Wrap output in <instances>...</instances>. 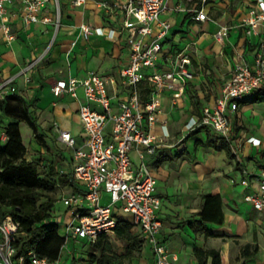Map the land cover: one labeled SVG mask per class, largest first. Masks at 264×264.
Here are the masks:
<instances>
[{
	"label": "crops",
	"instance_id": "obj_1",
	"mask_svg": "<svg viewBox=\"0 0 264 264\" xmlns=\"http://www.w3.org/2000/svg\"><path fill=\"white\" fill-rule=\"evenodd\" d=\"M75 1L60 0L61 22L57 29L53 22L27 26L23 0H14L8 5L7 24L15 40L8 43L0 30V80L15 78L18 96L30 105L32 112L37 110L41 115L44 134L55 136L64 161L55 164L56 179L61 176L69 178L73 170V151L59 142L58 131H71L77 148L84 144L78 111L85 102V94L80 88L77 99L69 94L55 97L53 87L59 80L83 79L90 73H96L108 81L110 95L117 92L123 96L125 91L120 85V71L130 59L125 32L116 41L95 34L86 39L80 27L85 23L92 29L120 28L126 16L118 7L127 0H92L80 7L74 5ZM255 3L256 0H208L206 3L202 0H171V12L163 15L172 29L164 43V56L159 61V68L171 70L169 58L186 49L192 59L194 78L185 83L174 81L173 88L162 93V115L159 119L167 121L169 136L160 143L154 155H147L144 149L135 147L131 159L135 168L145 161L156 176L157 193L162 202L159 217L163 233L167 245L178 256V264L186 255L189 258L184 259V264H199L196 249L219 250L222 264H264V210L258 211L244 201V190L240 184L244 169L258 174L264 168V91L248 97L236 112L231 113L233 139H237L241 148L243 167L229 143L214 130L199 127L188 134L185 131L190 119L200 118L205 109L215 107L225 81L232 76L238 61L253 68L256 54L261 50L260 43L264 41V31L249 39L241 24ZM202 6L209 19L198 22L194 19V9ZM42 17L55 19L53 4H48ZM225 26L229 28L228 36L218 41L215 35ZM44 54L47 55L46 63L42 62ZM36 56L42 57L38 65L25 75L20 74ZM142 98H149L145 87L142 88ZM92 106L101 110L98 104ZM112 112H119L116 100H112ZM146 128L159 138L164 136L160 123L152 127L146 124ZM249 137L259 139L261 146L246 144L245 139ZM209 138L218 145L225 141L232 158L225 150H216L210 145ZM66 152L70 153L67 155ZM48 165L50 167L51 164ZM72 182L75 187L61 188V198L83 189ZM207 195L218 197L221 206L222 223L207 224L215 237L195 233L189 226L200 218ZM103 201L105 204L109 202L108 194L103 195ZM178 215L186 224L174 223V217ZM62 228L59 229L60 235ZM133 230L138 231L136 227ZM233 239H237L240 245L232 250ZM247 244L258 246L255 257H242L243 247ZM232 251L233 260L230 257ZM69 252L64 261L74 258ZM208 264H211V259Z\"/></svg>",
	"mask_w": 264,
	"mask_h": 264
},
{
	"label": "built area",
	"instance_id": "obj_2",
	"mask_svg": "<svg viewBox=\"0 0 264 264\" xmlns=\"http://www.w3.org/2000/svg\"><path fill=\"white\" fill-rule=\"evenodd\" d=\"M90 1L92 0H76L74 5L80 7ZM207 1L202 0L203 3ZM13 2L14 0H0V30L4 32L8 43L15 40V35L7 24L8 5ZM170 2L171 0H127L118 7L126 16L120 28L92 29L85 23L80 26L86 39L95 34L116 41L126 33L130 59L128 65L120 71V85L125 95L119 96L117 92L110 95L108 81L96 73H90L83 79L59 80L52 89L55 97L69 94L77 99L80 88L85 94V102L78 111L84 137L83 146L76 147V139L71 131L59 130L57 137L60 143L73 151V170L69 179L83 187L80 192L63 198L67 205L65 224L59 226L63 227L62 237L66 240L63 249L73 240H86L94 246L100 236L114 235L116 217L127 216L138 229L152 264H178V256L167 245L163 233V223L159 217L162 202L157 193L156 176L145 161L135 168L131 159L135 147H141L147 155L156 153L160 143L169 136L167 121L159 119L162 115V93L172 89L174 81L185 83L194 78L192 59L186 49L169 58L171 70L163 71L159 68V61L164 56V43L172 29L171 23L163 19V15L172 10ZM23 3L24 22L27 26L53 22L59 28L60 0H23ZM48 4L55 7V19L42 17ZM194 13V19L198 22L209 19L203 6L195 8ZM241 27L249 39L264 31V0H256ZM228 32V27H222L215 37L222 41L228 36ZM53 43L54 41L51 46ZM260 46L253 68L238 61L232 76L225 81L222 95L215 107L205 109L203 116L190 119L185 126L187 134L199 127L214 130L221 139L229 143L241 167L243 155L237 139H233L234 122L231 113L236 112L248 97L264 91V41ZM41 59L42 57H38L31 60L20 74L25 75ZM144 87L148 90V99L142 98ZM10 95H18L14 77L0 80V99ZM112 100L117 101V113L112 112ZM92 104H98L101 110L94 108ZM158 123L164 132V136L160 138L146 128V124L152 127ZM0 138L3 143L8 141L3 129H0ZM245 143L254 147L261 146V141L255 137L245 139ZM40 169L47 172L49 165L42 163ZM59 173L63 174V171ZM240 184L244 190V201L254 209L263 211L264 168L258 174L244 169ZM104 194L109 195V202L106 204L103 201ZM19 228L20 222L13 215L2 216L0 204V264H71L63 258L56 261L42 259L34 251L16 259L17 249L14 243Z\"/></svg>",
	"mask_w": 264,
	"mask_h": 264
},
{
	"label": "trees",
	"instance_id": "obj_3",
	"mask_svg": "<svg viewBox=\"0 0 264 264\" xmlns=\"http://www.w3.org/2000/svg\"><path fill=\"white\" fill-rule=\"evenodd\" d=\"M0 113L12 121L7 126L0 127L8 136L6 143H3L0 138V204L2 216L11 214L20 222L14 243L17 249L16 259L34 251L42 259L56 261L62 258L66 240L59 233V225L51 221L55 207L52 194L56 188L75 187V185L67 176L56 179L55 165L51 164L49 170L44 172L40 169V161H29L26 158L27 149L21 132L22 123L33 130L40 144L45 145V143L43 136L38 134L31 107L24 99L18 95L0 99ZM208 143L216 150H225L232 158L230 147L225 141L218 145L209 138ZM205 199L200 218L189 223V226L195 233L202 232L206 237H215L216 235L207 228V224L222 223L220 201L213 195H207ZM116 219L114 237L125 241V255L132 257L136 253L141 254L145 250L144 241L140 235L133 233L132 220L127 216L116 217ZM110 238L109 235L100 236L94 247L102 252L112 251ZM84 242L87 243L86 240ZM251 248L250 244L243 247V258L256 256L258 248L256 247L253 251ZM195 256L199 264H208L210 259L211 264H222L219 250L196 249ZM114 257L112 253L103 255L100 263L112 264ZM74 262L75 257L72 258L71 264ZM95 263L96 256L91 254L89 264Z\"/></svg>",
	"mask_w": 264,
	"mask_h": 264
},
{
	"label": "rangeland",
	"instance_id": "obj_4",
	"mask_svg": "<svg viewBox=\"0 0 264 264\" xmlns=\"http://www.w3.org/2000/svg\"><path fill=\"white\" fill-rule=\"evenodd\" d=\"M37 57L38 56L33 57L32 60L36 59ZM46 57L47 55L44 54V59L42 62L46 63ZM25 93L26 92L24 91L23 94ZM32 116H33V120H35V122L37 123L38 134L43 136L44 138L43 142L47 144V146L40 144V142L35 137L33 130L27 124L22 123L21 132L23 135L24 144L27 149L26 157L33 161H40L41 163L46 162L52 165L64 163L55 136L52 133H50V135L44 134L45 131L41 127L43 123V120L41 119V115L38 114L36 110L32 112ZM10 122L12 121L0 113V127H5ZM38 146L41 148V150H39ZM41 151H44V153ZM66 153L68 155L70 152H66ZM63 166L65 167V165ZM62 194L63 192L61 188H56L55 192L52 194V198L55 201V207L53 210V214H52L53 216L51 221L53 223L58 224L59 226H63L67 218V205L63 201V198H61ZM174 218H175V222H174L175 224H186L184 218L180 217L179 215L175 216ZM133 233L135 235H140L137 230H133ZM110 237H111L110 241L112 243V251L110 252H102L100 249H96L93 245H90L84 241H79L74 243L70 241L69 247L63 249L64 252L62 253L61 257L62 258H66L67 256L69 257L70 255L69 251H71V255L75 257L74 264H87V263L89 264L91 259V254H93L96 256L95 264H105V263H100L101 258H103V255H109V253H112L113 255H115V257L112 260V264H118L119 262H121V264H152L151 258L149 256V252L146 249L142 251L141 254L136 253L132 257H127L125 255L126 254L125 241L121 239H116L114 235H111ZM239 245L240 242L237 239H233L231 249L233 250V248H237V246ZM242 247H240V249ZM255 247L258 246L256 244H253L251 251H253ZM232 253L233 251L231 252L230 257L233 260ZM188 258H189L188 255L183 256L181 259V264H184L183 263L184 259H188ZM67 261L72 263V259L70 258H68ZM222 263H223V258H222Z\"/></svg>",
	"mask_w": 264,
	"mask_h": 264
}]
</instances>
